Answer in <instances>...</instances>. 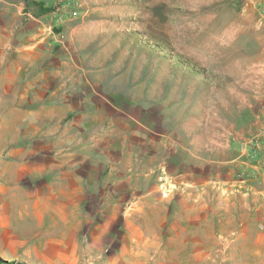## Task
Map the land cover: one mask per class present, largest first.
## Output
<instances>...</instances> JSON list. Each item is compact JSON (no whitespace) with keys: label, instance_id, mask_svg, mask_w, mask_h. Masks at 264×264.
<instances>
[{"label":"rangeland","instance_id":"rangeland-1","mask_svg":"<svg viewBox=\"0 0 264 264\" xmlns=\"http://www.w3.org/2000/svg\"><path fill=\"white\" fill-rule=\"evenodd\" d=\"M0 39V178L86 144L122 212L101 264H264V0H0Z\"/></svg>","mask_w":264,"mask_h":264},{"label":"crops","instance_id":"crops-1","mask_svg":"<svg viewBox=\"0 0 264 264\" xmlns=\"http://www.w3.org/2000/svg\"><path fill=\"white\" fill-rule=\"evenodd\" d=\"M1 51L0 72L8 71L14 56ZM10 84L13 82L0 80L1 96L9 94ZM4 149L2 146L0 150L7 157L0 158L3 172L13 162H20L12 152L9 158ZM19 150L23 157L21 176L15 179L10 173L0 178V240L28 243L35 254L24 257L10 250L5 252L33 264H101L105 257L117 255L119 234L115 229L119 221L110 222V216H121L122 212L112 213L105 205L108 202L97 195V187L108 183L109 169L97 161V154L93 159L92 148L86 144H56L50 150L54 154L48 165L45 161L33 164L38 168L33 176L29 171V145ZM47 167L52 170L50 174L45 171Z\"/></svg>","mask_w":264,"mask_h":264},{"label":"built area","instance_id":"built-area-1","mask_svg":"<svg viewBox=\"0 0 264 264\" xmlns=\"http://www.w3.org/2000/svg\"><path fill=\"white\" fill-rule=\"evenodd\" d=\"M249 155H250V153L247 152V156H249Z\"/></svg>","mask_w":264,"mask_h":264},{"label":"trees","instance_id":"trees-1","mask_svg":"<svg viewBox=\"0 0 264 264\" xmlns=\"http://www.w3.org/2000/svg\"><path fill=\"white\" fill-rule=\"evenodd\" d=\"M21 264H25V263H21Z\"/></svg>","mask_w":264,"mask_h":264}]
</instances>
